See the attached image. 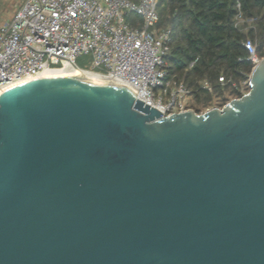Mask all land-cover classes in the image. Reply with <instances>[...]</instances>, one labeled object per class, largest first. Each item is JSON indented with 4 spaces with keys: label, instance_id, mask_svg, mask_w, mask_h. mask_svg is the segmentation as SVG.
<instances>
[{
    "label": "water",
    "instance_id": "obj_1",
    "mask_svg": "<svg viewBox=\"0 0 264 264\" xmlns=\"http://www.w3.org/2000/svg\"><path fill=\"white\" fill-rule=\"evenodd\" d=\"M249 84L170 115L83 78L3 92L0 264H264V56Z\"/></svg>",
    "mask_w": 264,
    "mask_h": 264
},
{
    "label": "built area",
    "instance_id": "obj_2",
    "mask_svg": "<svg viewBox=\"0 0 264 264\" xmlns=\"http://www.w3.org/2000/svg\"><path fill=\"white\" fill-rule=\"evenodd\" d=\"M158 2L25 0L12 19L0 24V94L11 82L66 61L77 64L79 56L88 55V70L123 81L165 115L193 109L186 83L167 77L171 29L157 25ZM236 20H244L242 11ZM245 45L256 64L261 57L255 42L248 39ZM219 79L226 81L224 74ZM204 84L210 87L206 79Z\"/></svg>",
    "mask_w": 264,
    "mask_h": 264
},
{
    "label": "trees",
    "instance_id": "obj_3",
    "mask_svg": "<svg viewBox=\"0 0 264 264\" xmlns=\"http://www.w3.org/2000/svg\"><path fill=\"white\" fill-rule=\"evenodd\" d=\"M158 11L157 25L171 29L167 77H177L191 90L188 107L198 112L222 107L250 89L244 81H249L255 62L245 41L252 39L258 55L264 56V0H159ZM239 11L244 20L237 23ZM86 57L79 56L76 63L92 69L84 65L91 64Z\"/></svg>",
    "mask_w": 264,
    "mask_h": 264
},
{
    "label": "bare ground",
    "instance_id": "obj_4",
    "mask_svg": "<svg viewBox=\"0 0 264 264\" xmlns=\"http://www.w3.org/2000/svg\"><path fill=\"white\" fill-rule=\"evenodd\" d=\"M59 78H83V79H88L94 82L113 83V84H118V85H122L125 87H129L126 83H124L123 81L119 79H115V78L111 79L107 75L97 72V71L88 70V69H80L77 67L75 63L66 61L60 67H49L36 75L24 77L14 82H11L5 87V89L1 91V94L7 90L15 88L24 83L47 80V79H59Z\"/></svg>",
    "mask_w": 264,
    "mask_h": 264
},
{
    "label": "rangeland",
    "instance_id": "obj_5",
    "mask_svg": "<svg viewBox=\"0 0 264 264\" xmlns=\"http://www.w3.org/2000/svg\"><path fill=\"white\" fill-rule=\"evenodd\" d=\"M24 2H25V0H0V24L12 19L14 14H15V11ZM81 57L82 58H87L86 55H83ZM84 65L86 67H91L92 68L90 62H86V63H84ZM157 91L159 92L160 89L158 88Z\"/></svg>",
    "mask_w": 264,
    "mask_h": 264
}]
</instances>
